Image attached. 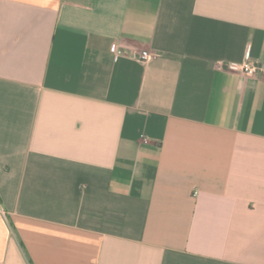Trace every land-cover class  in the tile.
Listing matches in <instances>:
<instances>
[{
	"label": "crops",
	"instance_id": "obj_1",
	"mask_svg": "<svg viewBox=\"0 0 264 264\" xmlns=\"http://www.w3.org/2000/svg\"><path fill=\"white\" fill-rule=\"evenodd\" d=\"M0 264H264V0H0Z\"/></svg>",
	"mask_w": 264,
	"mask_h": 264
},
{
	"label": "built area",
	"instance_id": "obj_2",
	"mask_svg": "<svg viewBox=\"0 0 264 264\" xmlns=\"http://www.w3.org/2000/svg\"><path fill=\"white\" fill-rule=\"evenodd\" d=\"M154 57H155V53H153V52H149V51H142L141 52V60L142 61L146 62L148 60H151ZM229 68L233 71H243L246 74H248L249 76H254L256 71H257V68L249 65L248 63H245L241 66H239L237 64H230Z\"/></svg>",
	"mask_w": 264,
	"mask_h": 264
}]
</instances>
